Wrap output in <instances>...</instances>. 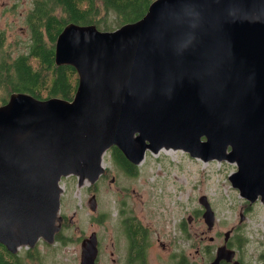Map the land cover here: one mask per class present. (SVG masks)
<instances>
[{"label": "water", "instance_id": "obj_1", "mask_svg": "<svg viewBox=\"0 0 264 264\" xmlns=\"http://www.w3.org/2000/svg\"><path fill=\"white\" fill-rule=\"evenodd\" d=\"M54 59L78 72L71 99L16 91L0 104V243L8 249L41 236L52 242L62 178L95 182L111 147L134 164L163 148L235 162L232 186L264 201V0H152L114 29L71 21ZM200 203L210 228L205 195ZM96 254L91 236L82 264Z\"/></svg>", "mask_w": 264, "mask_h": 264}, {"label": "rangeland", "instance_id": "obj_2", "mask_svg": "<svg viewBox=\"0 0 264 264\" xmlns=\"http://www.w3.org/2000/svg\"><path fill=\"white\" fill-rule=\"evenodd\" d=\"M33 6L34 0H22L18 1L13 13L3 16L0 14V34L4 35L6 43L12 44V53L18 49L25 50V45L19 44L32 39L26 16ZM108 18L113 19L111 14ZM113 24L116 26L114 22ZM102 26L99 29L103 30L105 26ZM17 41L20 42L16 47ZM111 149L103 155V166L108 177L104 175L98 184V212L92 213L89 186L79 187L76 175L62 178L63 212L67 219L73 217L74 220L67 225L71 229L65 230L70 239L73 236L75 238L81 230L90 232L92 229L115 228L117 222L123 219L117 212L125 208L127 210H122V214L129 213L132 209L138 218L146 221H155L153 216L156 212L157 218L168 215L176 219L177 245L189 253L193 251L189 244L198 241H185L180 237L183 234H198L199 238L200 232L207 228L203 217L205 209L200 203V197L205 195L214 214V231L234 227L232 231L246 235L252 245H256V242L264 243V201L259 196L251 202L232 186L229 177L237 171L235 162L226 159L205 160L192 156L181 148H163L157 153L147 150L144 159L137 165L136 173L131 174L117 163ZM112 176L114 181L111 180ZM100 213L104 214L103 219L110 217L106 222H100L104 223L102 225L91 219ZM117 227L122 226L118 224ZM156 227V224L149 226L150 229ZM122 229L129 230L132 227L123 224ZM76 248L77 243L62 247L60 252L55 251L48 263L69 262L76 255ZM69 250H72L71 255L68 254Z\"/></svg>", "mask_w": 264, "mask_h": 264}, {"label": "flooded vegetation", "instance_id": "obj_3", "mask_svg": "<svg viewBox=\"0 0 264 264\" xmlns=\"http://www.w3.org/2000/svg\"><path fill=\"white\" fill-rule=\"evenodd\" d=\"M18 1L22 0H0V14L3 16L13 13ZM38 1L34 0V6L26 16V23L28 16L38 6ZM29 26L30 24L27 23L28 28ZM132 164L137 166L140 163ZM104 175L108 177L106 170L95 182L84 181L82 184L77 178L79 187L89 186V201L95 197L96 209L92 210V213L98 212L100 207V200L97 196L98 184L101 183ZM111 180H115L114 176ZM63 208L64 195L63 199L61 198L59 213L62 217L61 226L55 232L52 242L41 236L35 244L20 245L15 251L0 243V253L3 254L4 259L9 262L15 261L16 264H49L48 260L53 258L55 251L60 252L62 247L77 243L76 255L73 259L66 263L61 262L62 264H82L83 244L92 236L97 247L94 264H264V243L256 242V245H252L246 235L234 233L232 231L234 227L214 231L215 224L210 228L207 225V228L200 232L199 238L198 234L181 235L180 238L185 241H198L189 244L193 251L187 253L184 248L177 245V220L168 215L157 218L158 212L153 216L155 221H146L138 218L132 209L129 213L122 214V210H127L122 208L117 213L123 219L117 222L115 228L111 226L109 230L92 229L90 232L81 230L75 238L73 236V239H70L65 230L71 229L67 225L72 224L74 220L73 217L66 218ZM103 215L100 213L97 217L92 216L91 219L97 220V223L102 225L104 223L100 222L110 219V217L103 219ZM118 224L122 227H117ZM123 224L131 226L132 229L123 230ZM150 224H156V229H150ZM54 248L57 249L54 250ZM68 254L71 255L72 250H69Z\"/></svg>", "mask_w": 264, "mask_h": 264}, {"label": "trees", "instance_id": "obj_4", "mask_svg": "<svg viewBox=\"0 0 264 264\" xmlns=\"http://www.w3.org/2000/svg\"><path fill=\"white\" fill-rule=\"evenodd\" d=\"M151 1L39 0L27 21L32 39L19 44L25 45V50L18 49L16 54L12 53V44L6 43L4 35L0 34V104L16 91L27 92L38 98L59 96L71 99L77 88L78 72L73 65H58L54 59L55 41L62 28L74 21L114 29L142 17ZM109 12L113 19L108 18ZM19 42H16V47ZM112 151L119 165L131 174L136 173L137 166L118 148L112 147ZM0 264L16 262L5 260L0 253Z\"/></svg>", "mask_w": 264, "mask_h": 264}, {"label": "bare ground", "instance_id": "obj_5", "mask_svg": "<svg viewBox=\"0 0 264 264\" xmlns=\"http://www.w3.org/2000/svg\"><path fill=\"white\" fill-rule=\"evenodd\" d=\"M168 150V149H167ZM170 150V149H169ZM174 150V149H173ZM169 153L171 152V151H168ZM173 152V151H172Z\"/></svg>", "mask_w": 264, "mask_h": 264}]
</instances>
